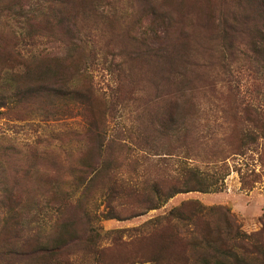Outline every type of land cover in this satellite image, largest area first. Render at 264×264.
Listing matches in <instances>:
<instances>
[{
    "label": "rangeland",
    "instance_id": "obj_1",
    "mask_svg": "<svg viewBox=\"0 0 264 264\" xmlns=\"http://www.w3.org/2000/svg\"><path fill=\"white\" fill-rule=\"evenodd\" d=\"M65 1L0 0V67H55L0 69V264H264L257 0Z\"/></svg>",
    "mask_w": 264,
    "mask_h": 264
},
{
    "label": "trees",
    "instance_id": "obj_2",
    "mask_svg": "<svg viewBox=\"0 0 264 264\" xmlns=\"http://www.w3.org/2000/svg\"><path fill=\"white\" fill-rule=\"evenodd\" d=\"M51 1V0H50ZM58 1L59 4L61 3L62 6L66 4L65 0H52V2H56ZM57 3V2H56ZM60 4V5H61ZM257 5L259 8H261L264 11V0H257ZM64 7V6H63ZM255 9H257V7H255ZM63 10V9H62ZM5 10H1L0 9V13H2ZM9 11V10H8ZM245 18H248V16H245ZM69 21V25L67 27V31L70 30V26H71V18H68ZM154 30V29H153ZM231 30H233L234 32H245L246 28L244 27L243 29H240L237 26H232ZM153 34L156 35L157 32L156 30L153 31ZM261 34L264 35V32L261 31ZM20 44V46H18ZM33 46L35 47V42H19V43H15L12 46H7V50H6V54L7 56L5 57L4 61V65L0 67V69L2 70L4 67H7V72L9 70H12L17 67H21V66H25L24 68L30 72L32 70H37V71H48L50 73H54V68L51 63L46 62V58L44 56H39L33 52H31L33 49H27L26 46ZM6 45H3V47H5ZM23 46V49L27 52H29L30 54H33V56H26L25 54H22V52L20 51L19 47ZM1 48H0V52H1ZM256 52H260L259 50H255ZM35 54V55H34ZM28 58H26V57ZM17 59H19L20 61V66L17 65V63L15 62ZM35 64V65H32ZM15 72V71H14ZM21 86V85H20ZM20 86H18V89L20 88ZM32 91L34 92L33 95L37 92V89H32ZM11 97V95H7L5 93L0 95V108L3 106H6L9 101L8 98ZM176 114H184V113H188L186 108H182V106H180V104H177L176 107ZM245 111V113L247 114V118L249 120H253L256 123L262 122V124L264 123V110L259 111L258 109L252 107V106H247L243 109ZM198 111H200V108H193V113H197ZM174 124H176V127L180 129V127H182V125L175 121ZM223 168L222 170L225 171L223 173L222 178H225L226 175L229 174V172H227L226 170L228 169L227 166L222 165ZM223 183H220V180L218 177H215L214 175L208 176L205 175L201 172H194L193 176L191 179L186 178L185 180V184H174L173 187H171V189L168 192H165L164 194L161 192L162 189L157 188L156 193L159 195L158 199L159 202L157 204V206L163 205L165 202H167V200L175 195H177L178 193L181 192H190V191H196V190H200V191H216L222 188ZM210 264V263H209Z\"/></svg>",
    "mask_w": 264,
    "mask_h": 264
}]
</instances>
